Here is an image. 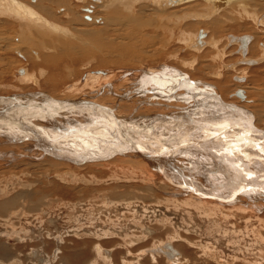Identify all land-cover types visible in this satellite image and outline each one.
Returning a JSON list of instances; mask_svg holds the SVG:
<instances>
[{"label": "bare ground", "instance_id": "bare-ground-1", "mask_svg": "<svg viewBox=\"0 0 264 264\" xmlns=\"http://www.w3.org/2000/svg\"><path fill=\"white\" fill-rule=\"evenodd\" d=\"M30 1L35 4L26 3L24 1L20 3L17 0H0V30L5 27V24L10 23L8 21H11V23H14L17 27L20 26L19 28H21L25 34L26 32L31 34L29 37L31 38L30 40L34 41L37 35L39 38L36 40L40 42V44L47 39H51L52 42V35L56 33L58 36L63 37L68 35L70 37L73 35V33L68 32L69 30L67 28H64L65 20L62 25L63 27L55 22L49 21L51 20L50 17L54 19V12H52L53 9L51 8V6L54 7V5L50 4V7H46L37 3L39 0ZM59 1L60 0H58V2ZM128 1L129 0H93L95 4H101L102 8L110 7V9H112L111 7H117V9L119 8V13H121V11L126 12V10L133 8L134 5H130ZM140 1L141 0H132L134 4L135 2L139 4ZM251 1L252 0H145L149 6H152H150L151 12L156 14V17L154 16L153 18L150 15L148 19L145 18L146 16L144 17L147 23V29L141 31V33L144 32V35L138 37L133 35L135 42H139L135 43L134 48L136 49L141 46H144V48L152 47V50L159 52L154 51L155 53L148 59H152L151 64L148 63V65H150L148 67L150 68L146 67L144 73L142 71L137 74L134 72L127 73L125 71L115 74H113V72L110 74L109 71L98 73L90 72L87 79L92 82V87L90 86L91 92L83 93L82 91L88 85H84L81 90L78 82L72 83L65 89V95L62 98H60L62 95L58 98L53 96V98L49 95L41 96L40 94H32L33 97L31 98L29 94H25L24 96L0 97V149L1 147H6L26 151L29 153V156L32 157L30 160L33 158H40L46 161L47 165L49 162L51 167L57 169L54 178L57 182H47L48 180L46 181V177L50 178V175L44 174L45 177L42 179L43 183L39 182L41 187V190L37 192L39 198L34 201L36 205L32 207L30 211H25L22 215L17 217L12 215L9 220H7L8 214L13 209L14 205L20 209L21 206L18 203V198L0 200V223H5L7 227L2 228L0 226V235L9 236L14 234L16 236L18 234H23V232L20 233V230L17 232L15 230L19 221L22 218L24 219L23 216L28 217L27 219L37 220L39 216L47 214L46 208L48 205L46 204L44 206L43 202L51 203L54 200V192L58 193L57 191L61 190L70 192L82 189L81 191L84 193L88 192L87 190L93 187H89L90 185H100L106 182L107 178L108 180L109 178H113L116 179L112 181L116 184V186L113 187L115 190L110 197L107 196L105 201L102 200V205L98 206L95 204L96 197H91L89 199L84 198L80 200V202L74 200L65 201L68 203H63L61 205L62 208L68 211L67 223L69 222L72 224L75 218L81 220L82 216L84 222L78 224L72 231H68V235L64 234V236L62 235L63 237L60 236L62 237L61 239L60 237H56V242L61 241L64 244L61 245L60 249L57 248L55 250V253L58 252V254L53 264L57 261V264H62V258L60 256L64 253L63 251L66 250L65 252L67 253L69 250H73L77 247H81L80 250H84L83 253L74 254V259L81 258L79 264H115V257L117 255H120L121 259V263L119 264H146V261L143 259L147 256L150 258V264H152L153 261L157 264L160 257L155 256V254H163L164 256L167 254L165 256L166 259H171L167 264H189L190 262L191 264H264V215H261L264 211V126L261 125L264 124V73L259 76L261 83L257 82L254 84L252 82L251 86L247 85L249 81H247L245 77L247 72H250L251 67L260 64L263 65L264 52L261 53L262 55L257 60H247L251 57V54H258V49L260 48L258 44L254 42L253 45L249 46L253 38L248 35H243L242 37L232 35H228L229 37L226 36V45L229 44L228 39L231 44L238 45L236 46L235 54L239 55V58L233 62H237V65H242L243 67L235 72V74L238 73L239 76L240 74L242 76L238 77L236 75L234 78L239 84H231L232 86L230 87H232V89H230L228 85L226 86L227 88H225L222 82L227 80V75L226 77L224 75H218L217 79L216 73L219 70L228 68L231 62L222 60L224 59V50L226 46L223 45L220 47L222 39L217 37L219 34L212 32L211 36L213 38H211L210 35L208 36V30L207 32L198 31L193 34L192 32L184 31L185 29L179 30L177 28L179 24H183L187 20H195L198 23H209L213 21V16L220 14L222 11L225 12V10L229 8L230 10H240V14H243L245 17L247 16L246 19L249 17L252 21L257 23L256 25L264 26V15L260 16L261 13H259L260 17H258L257 14L252 12L256 9V6L255 3L253 6ZM46 2L49 1L46 0ZM50 3H52V1ZM61 3L67 5V2L65 3L64 0L63 2L61 0ZM201 4H204L206 9L203 12L194 11L196 10V6ZM58 5L59 4H57V6ZM61 6L64 5L61 4ZM92 8L88 9L87 7V12L91 14L86 18L90 21L88 24L93 25L98 17L93 13L94 10ZM75 9L77 11V6ZM55 10L58 11L59 9ZM97 10L96 12H99V9ZM101 10L100 12H102ZM261 10H264V7H262ZM129 13L130 12H128V14ZM167 13H169V15ZM56 15L57 14H55V16ZM76 15L78 16V14ZM133 15L135 16V14ZM55 19L58 18L55 17ZM107 20L106 16L104 21L107 22L106 24H112L113 29L110 26H105V22H103L105 26V35L106 31L109 30V33L113 31L114 33L121 34V28H119L118 32H116L117 30L115 28L118 26L122 27L124 23H128L122 20H113L109 22ZM158 20L161 21L160 24H156ZM135 21L133 20V22ZM93 27L97 26L95 25ZM217 28L216 30L218 31L223 27L219 26ZM7 29L6 27L3 32L8 33ZM80 31H83L84 35L87 36L91 42L99 38L97 40V45L98 41L102 40V35L100 34L99 37L98 32L88 31L87 29H81ZM76 33L79 34V30ZM125 34L127 33L121 35L124 36ZM5 35L0 38V41L3 43H1L2 47L4 48H6V40L8 38V35ZM85 36L83 37L84 39H86ZM127 36L130 40L131 35L127 34ZM246 36L250 39L249 43L244 47V37ZM29 38L27 37L26 39ZM11 39H13V37H11ZM36 40L34 42H36ZM18 41V48L21 49L22 47L32 49L33 46H35L34 42L29 44L28 42L30 41L26 42L22 39ZM81 41L83 42V39H81L80 42ZM70 42L69 39V43ZM106 42L107 41H105V44L102 42V44L105 46ZM122 42H120V44ZM59 43L60 45L65 44V42ZM74 43L76 42H73V45ZM78 45L80 44H75V46ZM47 46H49V44ZM182 46L192 50L194 49V51L199 54V56H194L192 59V64L196 65V67L193 68L192 71L187 72L190 78L182 74V72L180 73V70H174V67L173 69H171L172 67H161L162 70L160 67H151L154 65V60L156 61L160 58L159 56L156 57V54L161 55L163 50H168L170 47H176L174 49L178 50ZM16 47L17 46H15V50ZM220 48L223 49L220 50ZM43 49L45 50L46 48L44 47ZM81 49L83 48L81 47ZM207 49L210 50L204 52ZM1 50L0 47V51ZM111 50L110 52H112ZM119 50L120 49H118V51ZM85 51L86 50H84L83 53H85ZM33 52V54L37 56L34 60H39V52L37 53L35 50ZM73 52L71 54L74 55L75 53ZM151 53L148 52L147 57H149ZM137 54L138 53L135 55ZM211 54H217L216 60L214 57L210 58ZM19 55L24 57L21 53H19ZM140 55H142V53H140ZM201 57L202 59L200 60ZM217 57L220 60H217ZM100 58L99 60H101ZM58 59L59 58H57V60ZM172 59L174 60V58ZM206 59L212 60V63L206 65ZM36 60L34 61L35 63ZM44 61L45 60H43V62ZM63 62L64 61H62V63ZM137 62L144 63L142 58H137ZM201 64H205V66L203 67ZM3 65L4 64H2V66ZM5 65L7 66V64ZM202 67L203 74H200ZM24 69L25 68H23V70ZM124 69H133V71L142 70L140 68L134 69L131 67ZM158 69L160 70L157 73L150 72ZM18 71L23 74L22 69ZM61 75L65 76L63 73ZM70 76L71 75H68L69 79H71ZM29 77L30 81L35 82L32 75ZM191 77L193 80L196 77V80L192 81ZM212 77H214V79L216 78V80L214 81ZM198 78L199 81L197 80ZM25 80L28 81L27 78ZM64 80L66 81V79ZM230 80L231 82L233 81L232 77H230ZM212 81H214V83H212ZM210 82L213 86L210 85ZM180 89H182L181 92H178ZM246 89H249L250 97L254 99L253 104H250L251 98ZM232 91L233 93H231ZM68 94L69 96H66ZM189 94L192 95L186 96ZM108 97H110V99H108ZM228 97L230 101L233 102H235L234 99L237 100V102L241 101L244 107L237 102H227L229 100ZM13 100H19V102L22 103L19 106V110L10 109L6 111L11 105L1 104ZM87 103H91L95 111H98L97 114L104 120L102 124H96L95 121L97 120H94V114L88 112L87 110L89 109H87V107L80 106V104ZM37 104L42 105L45 110H51L46 113L39 107H34V105ZM5 112H9L11 115ZM90 123L95 126H88L86 128L85 126ZM162 126L163 128H161ZM25 141H27V143H25ZM137 149H140L141 152H138ZM80 150L83 151L79 152ZM238 153L241 154V157L237 156ZM120 160H126L129 164L126 166L124 165L125 167L123 166V168H119L120 163L118 162V166L115 163ZM52 162L55 165H52ZM110 162H114L115 165ZM113 166H116L118 171H112V173L111 169L106 168H113ZM94 167L97 169L93 170ZM116 167L115 170H117ZM3 168H1L0 165V175H4L2 171ZM64 169L66 171H63ZM105 169L112 173L107 178L104 177L105 175L100 177L92 175ZM33 173L34 172L29 174L27 171H24L20 175L14 174L11 180H22L25 178L24 175L30 177ZM255 174H258L259 178H257ZM73 177L87 178H83L84 180L76 183ZM139 177H141L139 185L133 186L131 184H126L139 179ZM158 179L159 181H157ZM11 180L7 179L4 185L6 187L1 188L0 193L8 192L10 188L9 181ZM59 182L64 185H60ZM74 185H76V188H74ZM77 185H79V188ZM81 186H85V190ZM44 190L52 191V194L44 197L42 194ZM84 195L86 194H82L79 197H83ZM19 200L21 201V197H19ZM83 201L85 202L83 203ZM39 202L42 203L38 205ZM17 207H14V211L17 210ZM177 213H185V218H188L191 223L184 221L185 225L181 226L179 221L183 219V216H177ZM202 216L203 220H199L198 217ZM4 217L6 218L4 219ZM86 223H92L94 230H87ZM198 223H204V225L199 229H194V226ZM44 224L50 226L52 220L49 219ZM113 226L114 228H121L119 233L130 230L128 241L121 234H116L113 230H110V232L122 238L126 244L119 246L118 241L113 239H106L103 243L100 242L102 237L109 235H103L100 228L111 229ZM214 226L217 227L218 233L213 232L212 229ZM218 226H221V228L218 229ZM161 230L167 231L166 237L169 236L182 241V245L175 242L172 246L168 244L165 247L166 249H164L167 242L161 244L158 239L153 238L157 235V231ZM34 232V228L30 227L26 233V238L19 236V241L26 240L32 243L34 240ZM209 233L223 236L226 242H211L210 245L213 247L208 248L206 241ZM39 234L41 233L39 232ZM50 236L54 237L52 234H50ZM145 236H147V238L151 236V240H156L158 247H151V245L135 247ZM236 238H238L239 241H237ZM247 238H250V242L247 241ZM80 241L83 248L78 244ZM43 242L46 244L45 240H43ZM40 243L41 242L30 244L32 247L30 250L34 257H30L31 263L29 261V264L34 263L31 258L39 260L42 256H45V262L49 263L48 260L51 258L50 253L46 252L45 249L40 251L37 246V244ZM48 244L50 247L54 246V243L51 241ZM91 244L94 246V258L89 257L91 251L88 245L91 246ZM174 246L178 249H175ZM119 247H121L122 250H120ZM124 248L125 251H123ZM20 249L21 244L17 240L16 244L12 247H6L0 242V260H3V258L6 260L9 259L5 258L6 252L8 255H11L12 251H19ZM1 251L3 256H1ZM148 253L153 256H150ZM106 254H111V257L106 258ZM127 254L128 256L126 257ZM210 259L213 262H209Z\"/></svg>", "mask_w": 264, "mask_h": 264}, {"label": "rangeland", "instance_id": "rangeland-1", "mask_svg": "<svg viewBox=\"0 0 264 264\" xmlns=\"http://www.w3.org/2000/svg\"><path fill=\"white\" fill-rule=\"evenodd\" d=\"M17 1L20 2V3H22L24 1L26 3L35 4V3L31 2L30 0H28V1L27 0H17ZM47 1H49V2H46V0H39L37 3H40V4H42V6H46V7H50L51 5H54V7L51 6V8L54 10V11L52 10V12H54L57 15L55 16V14L53 13L54 19H53V17H50L51 20H49L50 18L48 20L51 21V22H55V23L59 24L60 26L63 25V22L65 20V22H64V28H67L69 30L68 32L73 33V35L70 36V37H69V35L63 37V36H58L57 33H56L55 35H52V42H51V39H47L48 42H47V40L42 42L43 45L45 44L43 46L42 43L40 44V42H38L36 40V39L39 38L37 35H36V39L34 38V41L36 40V42H38V43L30 40L31 38H29V37L31 36V34H28L27 32L25 34V32H23L22 29L19 28L20 26L17 27V25H14V23H11V21H8L10 23L5 24L4 25L5 27L1 28L2 30H0V38L3 37L5 34L8 35V38H7L8 41L6 40V48L2 47V44L3 43L0 41V47L2 49L0 51V60H1L0 61V97H11V96H17V95L18 96H24L25 94H29V97L31 98V97H33L34 94H40L41 96L49 95L50 97H53L54 96L55 98H58V97H60L62 95L60 97V98H62L65 95L64 94L65 89L70 84L77 83V82L79 83V86H80V89L81 90H82V87L84 85L85 86L88 85L87 87H85L82 90L83 93H85V92H91L92 90L90 89V86L92 87V82H90L91 80H88L87 79L88 78V74H90V72L91 73L92 72H97L98 73V72H108L109 71L110 74H112V72H113V74H115L117 72H123V71H125L127 73L134 72V73L137 74V73H141V71H142L144 73L146 67L147 68H150V67H148V66H150V65H148V63L151 64V60L152 59L151 60H148V59L152 56L153 53L159 52V51L152 50L151 49L152 47H149L150 49L149 48H146V47L144 48V46H141V44H140L141 47L136 48V49L134 48L135 47L134 46L135 43H139V42H135V39H133V35L134 36H137V37L138 36H141V35H144V32L141 33V31L147 29V23L145 22V18L148 19V16L149 15L152 16L153 18H154V16L156 17V14H153V12H151L152 11L151 8H150L151 5L149 6L148 3L145 2V0H141L139 2V4H142V5H139L136 2L134 4L132 2V0H129L128 3L130 5H134L133 8L130 9V10H126V12L121 11V13H119L120 11H119V8L117 9V7H111L113 10L110 9V7L109 8L103 7L102 8L101 4L100 5L99 4H95L93 2V0H83V1L82 0H80V1L79 0H64L65 3L67 2V5L64 4V3H61V0L59 1L60 3L58 2V0L57 1L55 0V2H54V0H47ZM51 1H52V3H50ZM130 1H131V3H130ZM53 2H54V4H53ZM62 2H63V0H62ZM251 3H252L253 6H254V3H255V6H256V9L254 11H252V12H254L255 14H257L258 17H260L261 15L263 16L264 15L263 14L264 13V10H261V9H262V7H264V0H252ZM57 4H59V5L57 6ZM61 4H63L64 6H61ZM74 6L75 7L77 6V8H78L77 11H76V9H75ZM197 6L195 8L196 10H194L196 12H200V11L203 12L206 9V7H205L204 4H201L198 7ZM87 7H88V9L93 7L92 8L94 10L93 13H95L96 14V17H98L97 20L94 21L93 25L92 24H88V23H90V21H88L86 17H89L90 16L89 14H91V13L90 12H87V10H86ZM100 8L103 9V10H101ZM114 8H116L117 10L114 9ZM55 9H59V10L57 11ZM97 9H99V12H96V11H98ZM100 10L102 12H100ZM105 11H106V13H105ZM147 11H148V13H147ZM67 12H68V16H67ZM128 12H130V13L128 14ZM62 13H64L65 16ZM72 13H74V14H72ZM259 13H261L260 16H259ZM76 14H78V16ZM95 14H94V16H95ZM133 14H135V16ZM167 14L169 15V13H167ZM120 15H123V16H120ZM106 16H107V19H108L107 21L108 22L109 21H113V20L114 21H116V20H122L124 22L127 21L128 23H126V24L124 23L122 25V27L118 26L115 29L117 30L116 32H118L119 28H121V32H120L121 34H123V33L130 34L131 35L130 40H129V37L127 36V34H125L123 36V35H121L119 33H114L113 31H111V33H109L110 30L109 31H106V35H105V33H104L105 32L104 31L105 30L104 29L105 26H110L113 29V25L112 24H106L107 22L104 21V18L106 19ZM55 17H57L59 20L58 19H55ZM246 17L243 16V14H240V10L239 11L238 10H234V9L233 10H230V8H229V9L225 10V12L222 11V12H220V14H217V15L213 16V21H210L209 23L208 22H199L198 23L195 20H187V21H185V23L179 24L178 27H177L179 30L180 29L181 30H184L185 29L184 31H189V32H192L193 34L195 32H198V31H200V32L201 31L207 32V30H208L209 31L208 36L210 35L211 38H213L211 36V33L212 32H215V33L219 34V35H217V37L219 39H222V42L220 44L221 45L220 47H222L223 45L226 46L225 47V50H224L225 51L224 52V59H222V60L225 61V62H231L230 66L228 68L223 69V70H219L216 73L217 79H218V75H224L225 77L227 75V80H225L224 82H222V85L225 88H227L226 87L227 85H228V87H230V86H232L231 84H239V82L235 81L234 78L236 77V75L238 77H242V76H241V74L239 76L238 73L235 74V72H237L238 69H240V68L243 67L242 65H240V66L237 65V62H233L237 58H239L238 57L239 55L235 54L236 53V44H234V45L231 44L230 41H229V39H228V43L229 44H227V45L225 44L226 41H227V40L225 41L226 36L232 35V36H236V37H239V36L242 37L243 35H248V36H251L253 38V40H252V42L250 43L249 46L253 45V42H254V43L258 44V46L260 48L258 49V54H251V57L249 56L250 58L247 59V60H250V59L257 60L262 55L261 53L264 52V47H263L264 46V26L256 25L257 23H255L254 21H252L249 17L246 19ZM60 18H62L63 20L60 19ZM54 20L59 21V22H56ZM133 20L134 21L137 20V21L133 22ZM155 21H156V19H155ZM66 22H69V23H66ZM72 22H74L75 24L72 23ZM79 22L82 23V24H80ZM103 22H105V26H104V23ZM85 23H86V25H85ZM160 23H161V21L158 20V22L156 24H160ZM67 24H69V25H67ZM95 25L97 27H93ZM67 26H69V27H67ZM219 26H222L223 27V28H221V30L220 29L218 30V31H221V32H218L216 30V29H218L217 27H219ZM6 27L8 28L7 29L8 33H4L3 32L6 29ZM81 29H87L88 31L98 32L99 33V35H98L99 37H100V34L102 35L101 36V39L102 40L101 39L100 40L104 44H105V41H107L106 42V45L104 46V44H102L101 41H98V45H97V40L99 38L97 40H93L91 42L88 39V37L84 35V32L83 31L82 32L80 31ZM170 29H172V28H170ZM70 30H72V31H70ZM78 30H79V34L76 33V32H78ZM18 31H20L21 34ZM16 34L17 35L19 34L20 36L19 35L17 36ZM23 34H25V35H23ZM82 34L85 36L86 39L83 38L84 36ZM109 34L112 37H110ZM10 36L13 37L14 40L11 39ZM118 36H120L121 38L118 37ZM27 37L29 39H26ZM71 38H73V39H71ZM113 38H114V40H113ZM21 39L23 41H26V42L30 41V42H28L29 44H32L34 42L35 43V46H33L32 49L23 48V47H22V49L21 48H18V46H19L18 45V42H19L18 40H21ZM40 39H42V38H40ZM69 39L71 41L70 42L71 44L69 43ZM81 39H83V42L81 41L82 44L80 42ZM108 39H109V41H108ZM72 41L73 42H76V43H74V45H73V42ZM59 42H65V44L60 45ZM120 42H122L121 43L122 45L120 44ZM124 43H126V44H124ZM48 44H49V46H47ZM75 44L76 45L77 44H80V45L75 46ZM37 45H38V47H37ZM41 45H42V49L45 47L47 50L46 49L45 50L44 49L42 50L41 49ZM110 45H112L114 47H112ZM15 46H17L16 47V50H15ZM183 46H185V45H183ZM183 46L181 47L182 49L180 48L178 50L177 49H174L176 47H173V48L170 47L168 50H163L161 52V55L156 54V57L159 56L160 58L158 60H156V61L154 60V65H152L151 67H154V68L155 67L156 68H159L160 67L161 70H162L163 67L164 68H166V67H172L171 69H173V67H174V70H176V69L178 71L180 70L179 71L180 73L182 72V74H185V75H187L190 78V76L187 74V72L188 71H192L193 68L196 67V65H193L192 64V59L194 58V56H199V54L196 51H194V49L192 50L190 48L183 47ZM26 47H28V46H26ZM81 47L83 49H81ZM99 47L102 49V51H101V49ZM38 48H40V49H38ZM56 48H58V49H56ZM111 48H112V50H111ZM184 48L185 49L187 48V49L185 50ZM107 49H109V50H107ZM118 49H120V50L118 51ZM222 49L223 48H220V50H222ZM249 49H250V47H249ZM34 50L37 53L39 52L38 55L40 54V59L39 60H36L35 59L36 60V63L34 62L35 61L34 58H37V56L33 54L34 53L33 52ZM57 50H59V51H57ZM84 50H86L85 53H83ZM105 50H106V53L107 54L105 53ZM110 50L112 52H110ZM136 50H137V52H136ZM140 50H143V51H140ZM208 50H210V49H207L204 52H206ZM3 51H5V52H3ZM48 51H50V52H48ZM46 52L49 53V54H47ZM64 52H66V53H64ZM72 52L75 53L74 54L75 56L73 54H71ZM143 52H144L145 55L143 54ZM148 52L151 53L149 57H147L148 56ZM19 53H21L25 58L22 57L21 55H19ZM99 53H100V55H99ZM136 53H138V54L135 55ZM140 53H142V55H140ZM168 53H169V55H168ZM228 53H232V54H228ZM250 53H251V50H250ZM1 55H3V56H1ZM45 55H47V56H45ZM216 55L215 54H211V57L210 58H213L214 57V59L216 60ZM62 57H64L65 59L62 58ZM57 58H59V59L57 60ZM71 58H72V60H71ZM75 58H76V61H75ZM99 58L101 60H99ZM134 58H135V60H134ZM137 58H140V59L142 58L143 61H144V63H141V62L138 63L137 62ZM172 58H174V60ZM28 59H29V61L31 60L30 62L32 64L28 61ZM201 59H202V57L200 58V60ZM18 60H20V61H18ZM43 60H45V61L47 60L48 63H47V61H46V63H45V61L43 62ZM51 60H53V61H51ZM103 60H104V62H103ZM112 60H113V62H112ZM159 60H161V61H159ZM217 60H220V59L217 57ZM62 61H64V62L62 63ZM145 61H147V62H145ZM170 61H172V62H170ZM206 61H207L206 65H209V64L212 63L211 62L212 60H207L206 59ZM114 62H115V64H114ZM1 63L4 64V65L2 66ZM39 63H41V64H39ZM173 63H175V64H173ZM188 63H191V64H188ZM5 64H7V66ZM179 64L181 65V67H180ZM262 64L263 65L260 64V65H256V66L251 67L250 68V72H247V74H246L245 77L247 78V81H249L248 84H247L248 86H251L252 82L254 84L257 83V82L258 83H261V79H260L259 76L263 75V73H264V61H263ZM185 65H187V66H185ZM201 65L203 67L205 66V64H201ZM215 65L216 66H219L218 64H215ZM210 66H212V65H210ZM41 67H43V68H41ZM130 67L131 68H134V69L140 68L142 70H135V71H133V69H124V68H130ZM203 67L200 70V74H203ZM23 68H25V69L23 70ZM56 68H57V70H56ZM19 69H22L23 74H21L20 71H18ZM160 69L155 70V71H150V72L157 73V72H159ZM60 70H61V72H60ZM1 72H3V73H1ZM51 72L53 73V75H52ZM68 72L69 73L72 72V73L69 74ZM228 72H229V74H228ZM62 73L65 76H62L61 75ZM77 74H78V76H77ZM31 75H32V78L35 80V82L29 80V78H30L29 76H31ZM68 75H71L73 77L70 76L71 79H69L68 78ZM230 77H232V80H233L232 82L230 80ZM26 78H27L28 81L25 80ZM195 78H194V80H193V78L191 80L192 81H195L196 80ZM212 78H213L214 81L216 80V78L215 79H214V77H212ZM64 79H66V81ZM61 80H62V82H61ZM197 80L199 81V78ZM80 81H82V82H80ZM214 81H212V83H214ZM45 82H46V84H45ZM212 83L210 82V85L213 86ZM56 87H58V88H56ZM230 89H232V87H230ZM181 90L182 89L178 90V92H181ZM248 90L249 89H246V91L249 94V91ZM233 91L231 93H233ZM231 93H230V95H231ZM191 95L192 94H189V95H186V96H191ZM207 95H209V94H207ZM66 96H69V94L66 95ZM249 97H250V94H249ZM108 99H110V97H108ZM228 99H229V97H228ZM234 101L235 102L230 101V99H229L227 102H229V103H236L237 102V100H235V99H234ZM237 103L239 105H241V106L244 105L243 103H241V101H239ZM253 103H254V99L251 98L250 99V104H253ZM261 125L264 126V124H261ZM161 128H163V126ZM17 143H19V142H17ZM25 143H27V141H25ZM5 148L6 147H1V149H0L1 151H3V152L0 151V153H1L0 155L2 157V158L0 157L1 158L0 159V163H1L0 165H1V168L4 167L2 169V171L4 172V175H2V174L0 175V189L6 187V186H4L5 185V182H7V179L8 180H11L12 179V176L14 174L20 175L24 171H27L29 174H31L32 172H34L33 175L30 176V177L28 175H24L25 178L22 179V180H14V181L11 180V181H9L10 188H9L8 192H6V193L1 192L0 193V200H2V199H14V198H18V203L21 206V209H20V208H18L17 206L14 205V207H17V210L14 211V207H13V209L9 212L8 217L6 216L7 217V220H9L10 216H12V215H15L16 217L17 216H20L25 211H30V209L36 205L34 203V201L37 198H39L37 192L41 190V187L39 185V182H42L43 183L42 179L45 177L44 174L50 175V178H48V177H46L47 179L45 178L46 181L48 180L47 182H51V181L53 182V181H55L54 178H55L56 170L57 169L51 167L49 162H48V165H47V162L41 160L40 158H38V159L37 158H33L32 160H30V158H32V157L29 156V153H27L26 151L12 149V148H6V149ZM81 151H83V150H80L79 152H81ZM81 155H83V154H81ZM237 156L238 157H241V154L238 153ZM7 160H8V162H7ZM5 162H6V164H5ZM116 162L117 163H115V164L117 166L120 163L119 164V166H120L119 168H123L124 165L126 166L127 164H129V162L126 161V160L125 161H121L120 160V161H116ZM110 163L114 164V162H110ZM51 164L52 165H55L53 162ZM111 167H106V168L107 169L108 168L111 169V172L112 171H118V169H117L116 166H113V168H111ZM115 167H116L117 170H115ZM95 169H97V168L94 167L93 170H95ZM105 170H102L101 172L98 171L96 174H92V175H94L95 177H100V176H104L105 175L104 177L107 178V177H109L113 173V172L112 173L109 172L108 170H106V171ZM63 171H66V170L64 169ZM87 172H91V171H87ZM107 174H108V176H107ZM26 176H28V177H26ZM256 177L259 178V175L257 174ZM83 178H87V177H82V178H75V177H73V180L77 183V182H80V181L84 180ZM113 180H116V179H113V178L110 179L109 178V180H108V178H107L106 179V182H104V183H102L100 185H96V186L90 185L89 187H91V186H93V187H91L89 190H87L88 192H84V193L81 191L82 189L81 190H73L72 189L73 191H70V192H68L67 190H65V191H62V190L61 191H57L58 193L54 192V194H53L54 200L51 203L43 202V205L44 206L46 204L48 205V207L46 208V211L48 212L47 214L42 215V216H39L37 218V220H31L30 218L27 219L28 217H26V216H23L24 219L23 218L21 220L18 219L20 221H19L18 226L15 228V230H16V232L18 230H20V233L23 232V234H18L16 236L14 234H11L9 236H3L2 234L0 235V242L3 243L6 247H12L13 245H15L16 244V240L21 244V249L19 251H12V254L11 255H8V253L6 252L5 253V258H9V259L6 260V259L3 258V260H0V264H27V263L29 264L30 257H34L33 253H31V250H30V248H32L30 246V244H32V243H38V242H41L40 244H37V246L39 247L38 249H40V251H43V249H45L46 252L50 253L51 258L48 260L49 263L48 262L47 263L45 262L46 261V257L45 256H42V258L39 259L40 261L37 260L36 258H34V259L31 258L33 260V262H34L33 264H53V261L57 257V254H58V252L55 253V250L57 248L60 249L61 245L64 244L61 241H57L56 242L55 241L56 237H60L62 235L64 236V234L65 235H68V231H72L78 224L84 222L83 221V216H82V219L81 220H78L77 218H75L74 219V222L72 224H70L69 222L67 223L66 221H68V215H67L68 211L65 208H62L61 205L63 203H68V202H65V201H73L74 200V201L80 202V200H82L84 198L85 199H89L91 197H96L95 198V201H96L95 204L98 205V206H100V205H102V202L107 199V196L110 197L113 194V192L115 190L113 187L116 186L115 182H112ZM140 180H141V177H139V179H136L133 182H129V183H126V184H131L133 186L134 185H139ZM107 181H108V183H107ZM157 181H159V179ZM157 181H156V183H157ZM55 182H57V180ZM59 184L60 185H64L61 182H59ZM74 186H75L74 188H76V185H74ZM77 187L79 188V185H77ZM81 187H83L84 190L86 188L85 186H81ZM117 191H118V189H117ZM42 194H43L44 197H47V196H49V195L52 194V191L44 190V191H42ZM82 194H86V195H84L83 197H79ZM19 197H21V201L19 200ZM84 202L85 201H83V203ZM41 203L42 202H39L38 205H40ZM176 215L177 216L178 215H182L183 216V219H182L183 221L182 220L179 221V224L181 226H184L185 225V222L184 221L191 223L188 218H185V213H177ZM261 215L262 216L264 215V211H263V213H261ZM6 217H4V219ZM49 219L52 220V224L50 226H47L44 223L47 222ZM198 219L199 220H203V216L202 217H198ZM4 225H5V223H0V226L2 228L6 227V225L5 226ZM203 225H204V223H201V224L198 223V224H196L194 226V229H199ZM30 227L34 228V231H35L34 234H33V239H34L33 242L31 241L32 243H30V242H27L26 240L19 241V239H18L19 236L26 238V233H27V231L29 230ZM86 228H87V230H90V231H93L94 230V227H93V224L92 223H86ZM220 228H221V226H218V229H220ZM110 230H113L116 234H121L124 238L127 239V241L129 240L130 230H128L127 232H121V233H119V231L121 230V228H119V227H115L114 228V226H113V228H111V229H108V228H100V231L103 232V235L109 234L107 236L102 237L101 240H100V242L103 243L106 239H113V240L118 241L119 246L126 244L122 238H120L118 235H115L114 233L110 232ZM212 230H213V232L218 233L216 226H214ZM161 231H157V235H155V237H153V238L158 239L161 242V244L167 242L165 244V246H164V249H166L165 247L167 246V244H169L170 246H172L173 244H175V242L178 243V244H180V245H182V241H179L176 238H171L169 236L166 237L167 236V233H166L167 231H162V232ZM39 232L41 234H39ZM134 232H136V231H134ZM50 234L54 235V237L53 236L51 237ZM208 235L209 236L207 237V241H206V244H208V248L213 247L212 245H210L211 242H215V241L216 242H222V241L226 242V239L223 236H219V234L212 235V234L209 233ZM62 237H60V239ZM43 240H45L46 244H44ZM236 240L239 241L238 238H236ZM50 241L54 243V246L50 247V245L48 244ZM247 241L250 242V238H247ZM78 244L81 245V241ZM144 245H147V246L151 245V247H158L157 241L156 240H154V241L151 240V236H149V238H147V236L143 237V239H141V241L138 244H136L135 247H140V246H144ZM159 246H163V245H159ZM93 247L94 246L92 244H91V246L88 245V248L91 251L89 257H91V258H94V256H95L93 254ZM80 248L81 247H77V248H75L73 250L71 249L67 253L65 252L66 250H64L63 251L64 253L60 256L62 258V264H79L80 261H81V258L74 259V254L77 255V254L83 253L84 250H80ZM82 248H83V246H82ZM174 248L175 249H178L176 246H174ZM119 249L122 250L121 247H119ZM67 251H68V249H67ZM123 251H125V248L123 249ZM59 254H61V253H59ZM149 255L150 256H153L152 254H149ZM166 255L167 254H165V256ZM1 256H3L2 255V251H1ZM127 256H128V254L126 255V257ZM155 256H159L160 257V259L158 260V263L157 264H167V263L170 262L169 260H171V259H169V260L164 259V255L163 254H155ZM209 256H211V255H209ZM110 257H111V254L110 255L106 254V258H110ZM143 260L146 261V264H150V261H149L150 258H149V256L144 257ZM143 260H141V261H143ZM3 261H6V262H3ZM57 262L55 264H57ZM209 262H213V261L210 259ZM30 263H31V261H30ZM119 263H121L120 255H117L115 257V264H119ZM152 264H155V261H153ZM189 264H191V262Z\"/></svg>", "mask_w": 264, "mask_h": 264}, {"label": "water", "instance_id": "water-1", "mask_svg": "<svg viewBox=\"0 0 264 264\" xmlns=\"http://www.w3.org/2000/svg\"><path fill=\"white\" fill-rule=\"evenodd\" d=\"M249 37H244V41H245V45H244V47L249 43ZM20 104H22V103H20L19 102V100H13V101H11V102H5V103H2L1 105H11L10 107H8L7 109H6V111L7 110H10V109H15V110H19V106H20ZM80 106H83V107H87V109H89V110H87L88 112H92L93 114H94V120H97V121H95V123L96 124H102V122H104V120H103V118L101 117V116H99L98 114H97V112L95 111V109L92 107L93 105L90 103H87V104H80ZM34 107H39L41 110H43L44 112H46V113H48L51 109H43V106L42 105H34ZM77 107V106H76ZM78 109V108H77ZM5 113H8L9 115H11V113H9V112H5ZM94 124H89V125H87V126H85L86 128L89 126V127H91V126H93ZM95 126V125H94ZM138 150V152H141L140 151V149H137Z\"/></svg>", "mask_w": 264, "mask_h": 264}, {"label": "crops", "instance_id": "crops-1", "mask_svg": "<svg viewBox=\"0 0 264 264\" xmlns=\"http://www.w3.org/2000/svg\"><path fill=\"white\" fill-rule=\"evenodd\" d=\"M236 46H238V45H236ZM32 204V203H31ZM33 205V204H32ZM168 245V244H167ZM164 259H166V257L164 256ZM167 260V259H166ZM28 264V263H27Z\"/></svg>", "mask_w": 264, "mask_h": 264}]
</instances>
